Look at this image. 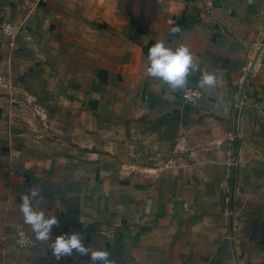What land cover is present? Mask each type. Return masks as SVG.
I'll list each match as a JSON object with an SVG mask.
<instances>
[{"label":"crops","instance_id":"crops-1","mask_svg":"<svg viewBox=\"0 0 264 264\" xmlns=\"http://www.w3.org/2000/svg\"><path fill=\"white\" fill-rule=\"evenodd\" d=\"M0 21V264H91L12 245L36 186L51 238L114 264H235L231 242L264 264V0H0ZM157 40L196 57V107L147 74Z\"/></svg>","mask_w":264,"mask_h":264},{"label":"clouds","instance_id":"clouds-1","mask_svg":"<svg viewBox=\"0 0 264 264\" xmlns=\"http://www.w3.org/2000/svg\"><path fill=\"white\" fill-rule=\"evenodd\" d=\"M173 32H179V28H174ZM146 59L147 74L162 81L172 92L186 89L189 85L188 77L200 70V65L196 63V57L189 47L183 44L175 48L169 47L165 40H157L148 49ZM217 83L215 72H204L198 81V87L211 92L217 87ZM41 192L40 186L31 187L21 196L19 206L24 223L29 225L34 233V239L30 241L32 247L47 245L57 261L65 256H72L75 252L81 257L89 256L91 264H114L107 248L85 247L81 233H63L53 240L51 233L54 226L59 227V220L55 215L46 216L45 212L39 209ZM33 201H36L35 205Z\"/></svg>","mask_w":264,"mask_h":264},{"label":"built area","instance_id":"built-area-1","mask_svg":"<svg viewBox=\"0 0 264 264\" xmlns=\"http://www.w3.org/2000/svg\"><path fill=\"white\" fill-rule=\"evenodd\" d=\"M0 32L8 40V45H12L13 40L17 33V27L6 21H0ZM180 99L182 102L189 107H196L201 99V92L195 86H188L180 93ZM33 238L28 235L24 230H17L12 237V245L18 249H29L33 248L30 241Z\"/></svg>","mask_w":264,"mask_h":264},{"label":"water","instance_id":"water-1","mask_svg":"<svg viewBox=\"0 0 264 264\" xmlns=\"http://www.w3.org/2000/svg\"><path fill=\"white\" fill-rule=\"evenodd\" d=\"M256 53H257V52H256ZM256 53H255V55L253 56V58H252V60H251V62H250V64H249V66H248V71H249V70L251 69V67H252V64H253V62H254V59H255ZM248 71H247V73L245 74V76H244V78H243L242 85H241L240 90H239V93H238V100L240 99V96H241V93H242V88H243L244 82H245V80H246V77H247V75H248ZM231 249H232V254H233L234 263H235V264H238V261H237V259H236V257H235L234 247H233V243H232V242H231Z\"/></svg>","mask_w":264,"mask_h":264}]
</instances>
